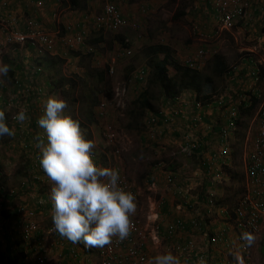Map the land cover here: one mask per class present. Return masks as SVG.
Instances as JSON below:
<instances>
[{"label":"crops","instance_id":"1","mask_svg":"<svg viewBox=\"0 0 264 264\" xmlns=\"http://www.w3.org/2000/svg\"><path fill=\"white\" fill-rule=\"evenodd\" d=\"M66 1L68 2L69 0ZM66 1L65 0H10V2L6 6L0 4V13L6 12L5 13L6 15L7 12H10V14L13 15V19L17 23L15 26L23 31L25 30L24 24L27 18L37 19L39 23L57 39L56 41L57 51L56 54L53 55V57L58 56V58L62 59V61L66 59L69 62L68 64L71 63L74 68V64L79 62L78 59H80V61L82 60L81 57L82 54L84 53V50L82 48H80L79 50H71L75 53L71 57H65V55L67 54L66 50L68 51L70 50L63 46V44L58 39V36H60L61 34L63 35L65 33H71L72 31H69L70 27H72L71 30H73L78 25L83 23L84 16L86 14L85 9L96 7L95 2L98 0H76V3L84 8L74 9V10L72 9L70 12L63 14V12L60 11V9L62 5L64 6L66 4ZM39 2H42V5H39ZM122 11L123 13L125 12L123 9ZM204 13L205 12H202V14ZM207 13H205V15ZM129 14H133V13L130 12ZM129 14H127V12L124 13L125 16ZM202 14L198 16L202 17ZM133 18L136 19L135 16H133L130 19ZM8 19L10 20V15ZM214 19L215 16L213 17V15L211 18L207 16L206 19V22H208V26H209L208 29L212 34L214 28L211 27V23H209V20L214 21ZM263 24H264V0H250V7L247 10L246 16L240 19L232 28L226 29L228 31H232L233 29H235L236 32L238 31L237 33H235V37L238 39V35H239V37L244 38V40L248 42V47L242 48V50L246 49V50H251L253 52L250 53L249 57H242L243 59L241 61V64L236 65L234 67L235 72L231 71V74L229 75L230 79L227 76H225L226 80L231 82L234 79H236L237 76L240 75V73L246 71L247 73L246 76L248 75V77L244 78L238 76L239 81H241V85H242L241 87H239L240 89L237 90L228 86L225 87L223 91L217 94L220 97L219 99L222 101L221 104L215 100L211 101L213 92L211 91L212 88H210L209 86L206 87L205 85L202 91L199 93L195 89H191V88L185 89L182 93H180L183 102L181 100L176 99V97L180 95L179 94L173 99H169V102L165 105V107L160 110V112H163L164 114L168 115L171 118L170 124L161 125V126L152 125L151 127L150 126L148 127L147 125V128H149L151 132L150 131L148 132L149 137L146 134L143 136L144 141H150L149 139H151V143H153L152 148L154 149H156L154 145L157 144L159 145L157 146V149H161L163 152L167 151V149L170 148L171 151L168 154H179L181 157L186 156V159L189 158L188 161L195 159L196 162H199L198 167L194 169L192 168L186 169L184 164L178 167L173 166V168L176 169V172H174V170H171L172 167L170 166V164L168 165L170 167H168L166 166L167 164L165 162L158 161L152 170V174L148 176L147 182L149 183L148 186H151L152 184L155 185V190H153L156 193L155 203L158 205V212L160 213L162 223L163 224L173 223L175 218H177L178 216H181V218L185 223L186 231L178 232V234H176L172 240L182 242L188 238H193L196 241V244L198 245V249L200 251L204 249V245L206 241L213 234L219 233V231L223 227V220L217 217V215H220L219 209L217 213L215 212L216 211L215 208H218V206L212 207L206 204V202H208L209 200L207 196L210 193L216 192L215 197L217 200L216 201L217 204H222V202H224L225 197L220 187L223 186V188H226L227 186L229 187L232 184L233 181L232 176H234L233 174L236 172L235 166H233L235 162L234 155H235V151L237 150L236 142L239 139L240 133H242L243 131L242 125L244 124L246 117L248 118L253 117L254 119V117L256 116L261 100L258 97V93L259 91H264V47L251 46L256 41V38L262 39V43L264 44V27L261 28ZM196 25L198 26V24ZM211 33L205 35H210ZM97 39L102 40L100 39V37ZM16 47L17 48L15 49L14 46L7 44V41L5 39V34L2 31L0 33V51L5 50L8 53V55H10V57L13 59V61H15V65L12 67L13 69L16 70L18 68L21 69L22 64H24L23 69L22 70L18 69L17 71L26 74L28 72L32 73L31 75L32 82L25 84L27 86H32V85L37 86L38 84L40 86L38 88L41 89L38 90L39 93L41 92L39 95H42L44 93L43 88H47L46 85L48 84L46 80L44 82L42 78L39 79V77L44 73L41 72L39 74L38 72H36V69H34L35 66L39 65V63L42 61L41 60L42 58L39 59L32 51L31 47L21 46V45ZM96 52H97L96 56L91 55L90 57L94 59L97 58V54H98L97 49ZM172 53L173 51L171 52V54ZM178 55L179 53L178 52L176 53L175 51V53L172 54V57H174L179 61ZM5 58H7V56H5ZM31 60L32 61L37 60L36 64L35 65L31 64L30 63ZM0 65H3L1 60H0ZM258 69H260L259 76L256 75ZM14 75H16V73ZM25 79L28 80L26 77ZM2 81H3V77L0 79V91L3 93L6 90H5V84H2ZM134 89H137V87H135ZM141 93L143 92H139L138 97L141 95ZM3 98H6V96L4 97L2 95L0 96V104ZM33 100L34 99H32L31 96H27L23 100L24 102L28 101L31 104V106L29 105V103L24 106L25 109H27V113L30 119L25 121L23 125H20L19 123H14L16 126V130H15L16 134L19 135L21 133V137L23 136L24 140L30 143V145H32V148L29 147L30 151L24 150L25 151L24 153L20 152L18 147L22 145L20 138H19L20 145L18 142H14L11 139V137H7V139L0 138V151L3 148L4 151H6V149H10L16 152L15 155H13L15 157H12L10 154V157L6 161L4 160L5 156L0 152V163H4V165L6 164L7 170L10 171L9 173L6 171V174L10 175L12 172L14 174L18 173L19 176H24L25 180H28L29 178L31 179L32 175H34L33 174L34 173L33 161L35 158L34 154L35 152H37V150H40L36 147L37 143L39 142L36 139V137L38 134L40 135V133H42L41 131H44L42 128L39 127V129L36 131L37 134L36 137L30 136L29 132L26 131V130L33 131V126L31 125L32 120L36 121L40 118V116L43 115L41 98L39 97V99L36 102H34V104L32 103ZM198 100L203 101L206 107L202 109L197 108L195 106V102ZM207 100H210L211 102ZM16 104L18 105V102ZM232 107H236L238 111V119L236 120V125L234 126L230 124V119H231L230 110ZM194 117H197V119ZM6 121L7 123H9V125L11 124L8 121V118L6 119ZM187 129H191L192 132H189L187 134L188 132ZM26 134L29 136L28 139ZM92 138L93 137H91V139ZM245 142H244V146H245ZM151 143L146 144L145 146L152 145ZM184 148L187 149L185 152L183 151ZM131 151H132V147L129 151H127V153H130ZM93 152L96 155L94 149ZM156 153H161V152H156ZM19 157H28L26 161L25 170L21 171V169H19L17 163V162L21 163ZM97 160H98V156L96 155V159H94V161L96 162ZM123 162L122 161L119 162L118 168H120L122 172L121 174L127 177L128 174L125 172L126 164L125 162L124 163ZM160 163L162 164V166L159 168L157 165ZM172 164L174 165L175 163L173 162ZM8 165H11V167L10 166L8 167ZM2 168H3V164H2ZM221 170H223L225 174L230 173L231 175L225 176V174H223V178L220 181H218L217 183L214 181L215 183H213L212 181L213 174ZM22 172L24 173L22 174ZM183 173H186V177L184 178H183L184 175ZM0 175H2L1 176L2 179L0 178L1 180L10 179V177L13 176L11 175L10 177H8L7 175H5L4 171L1 172ZM41 175L42 176H39V179L34 184V188H32L33 192L36 191V189H39L37 193L41 191V188H38L40 185L37 186L38 183L42 184L43 182V184L49 185L47 176H44L43 174ZM171 175L174 178V182L169 184L168 177ZM131 178L129 179L134 184H136L134 178L133 177ZM224 178L227 179L225 180ZM182 179L185 182L187 180H190L187 181V185H186L187 189L183 186H180L179 182ZM245 179H246V170L244 165L243 186L245 185ZM188 185L190 187H188ZM197 185H199V187H197ZM213 185L215 187H212ZM166 190L168 192H165ZM31 196L32 195L27 196V198L24 199L22 204L26 203L28 201L27 199ZM3 197L0 196V199H2L0 200L1 201L0 230H3V232L1 231L2 235L0 234V249L7 246L6 245L7 243L3 240H4V231L5 230L8 231L9 226H11V229L9 231L11 237L12 236L15 237L13 234H16L17 232L16 222L19 219V206L17 205L16 200L17 199L23 200V198H20L19 195L12 196V198L10 199L7 197L4 198ZM179 203H182L183 205L188 204L189 206L193 205L192 210H186L185 212L178 214L175 211V205ZM50 206L51 204L48 207H46V209L43 212L44 215H47L46 213L47 210L50 211V213H52ZM203 208H207L208 212H212L214 209L213 214L216 215V217L214 218L213 222H212L213 215H212V219L210 220H208L207 218L203 219L204 217ZM24 209H26V207H24ZM193 219H196L197 221L200 222L199 229H197L196 227L193 228L190 225V222ZM209 222L211 224H209ZM251 236H252V243L249 245V247L252 250V258L254 259V261L257 262V264H264L263 261L264 250L262 248L263 251L262 254L260 252H257V250H255L257 238L256 235L252 234ZM54 237L57 239V241L53 240L54 242H58L60 239L63 241L62 246L54 245L53 247V254L55 256H59V255L61 256V264H72V262L74 263L76 261V259H73L70 256L71 248L75 249L80 257L85 258L84 250L80 248L78 244H74L72 242H66L62 237L58 236L57 234L54 235ZM235 238H236V234L233 229L229 233L230 240L229 239L223 240L221 238L220 241L212 244L210 256L208 257L206 264H227V260H229L228 258L231 259L232 264H236L234 254L237 253L242 258L240 264H247L240 251V246L235 241ZM262 238L264 244V234H262ZM172 240H170V245L172 243ZM11 249L14 248L11 247ZM22 253L24 254L25 251L24 252L22 251ZM0 260H4V259L2 258ZM19 260H21V257ZM26 260L29 264L33 263L27 258ZM181 264H197V262L194 259H191L188 261H182Z\"/></svg>","mask_w":264,"mask_h":264},{"label":"rangeland","instance_id":"2","mask_svg":"<svg viewBox=\"0 0 264 264\" xmlns=\"http://www.w3.org/2000/svg\"><path fill=\"white\" fill-rule=\"evenodd\" d=\"M95 4L96 7L94 8H86L85 13L91 12L99 14L103 8V2L102 0H98L95 2ZM83 8L84 7L77 5L76 9ZM121 8L125 11L124 13H133L127 15V19L130 20V18H132L133 16L139 17L140 22L142 24V29L140 31H135L132 27H125L121 31L116 33L106 32L103 34L104 41L99 42L97 44L93 43V41L96 38H99L101 34L94 33L88 39V43L90 46H93L98 50V59H94L92 57L82 58L81 61L80 59H78L79 62L74 64V68L73 65L71 63L68 64L69 62L65 59L64 61L60 62L58 66L55 67V70H48L51 74L48 71L44 73V68L42 71L44 74L41 75L39 79L42 78L45 82V80L47 81L50 76L51 78H53L51 80L54 81L59 82L62 80L66 84H70V80H73L76 83L75 89L71 92L72 95H70L71 103L67 101V105L70 104V107L68 109V112L64 111V113L65 115H70L73 119L79 121L81 131L83 132L85 138L93 141L95 145L93 149L96 155L98 156V160L96 161V163L99 166L114 168L115 166H118L119 162H125V172L128 174L127 177L134 178L136 182L135 185L138 187V190L140 192L136 203L137 210L135 213L136 216H140L145 214L146 210L148 209L150 198H152L151 200H153V202H156V193L155 191L151 190L152 185L148 186L149 183L147 182V179L148 176L152 174V170L158 161L165 162L167 164L166 166L170 164V166L172 167L171 170H174V172H176V169H174L173 166L178 167L184 164L186 169H194L198 167L199 162H196L195 159L188 161L189 158L186 159V156L181 157L179 154H168L171 151L170 148H168L167 151L163 152L161 149H157V146H159L157 144L154 145L156 148L154 149L152 148L153 143H151V139H149L150 141L143 140V136L145 134L149 137L148 132L150 131V129L147 128V118L149 116L148 114L160 112V110L164 108L165 105L169 102V99L165 98L160 85L152 87L149 86L150 91L148 94H146V96L150 97V99L152 100V104L155 107V111L149 110L148 108H144L137 100L141 98L138 97L139 92L144 93L147 85L144 86L139 81H136L132 76L133 72L136 69L147 66L151 72L152 77L153 69L151 67V59L155 55L151 53V47L154 46L161 44L169 45L171 52L173 51V53H175L176 51V53H179V62L185 66H187L186 60L190 56H192L197 49L205 48L208 51V57L205 60V64L196 70L201 73L202 78H211L209 84H207L206 87L209 86L210 88H212L211 91L213 92V94H219L227 86L237 90L240 89L239 87H241L242 85L241 81H239L238 76L244 78L248 77V75L246 76V71H242L243 73H240V75L237 74V78L231 82L227 81L225 76L229 78L231 71L235 72L234 67L236 65L241 64V61L243 59L242 57H249L250 53L253 52L251 50L246 49L242 50V48L248 47V42H246L244 38L239 37V35L237 39L235 37V33H237L238 31L236 32L235 29H233L232 31L225 30L219 36L213 35L210 32L206 19L207 16L209 18H211L212 15L213 17L215 16L212 0H127L124 4H122ZM143 8L146 9L145 12L142 11ZM72 9V2L71 0H69L68 2L66 1V4L64 6L62 5L60 11H62L64 14L70 12ZM179 10H185L186 14L183 15L181 18L175 19V15ZM202 12H208L206 14L207 16L205 15V13L202 14ZM201 14L203 19L201 16H198ZM214 21L209 20V23H211V27L213 28H215L216 22ZM196 24H198V26ZM262 27H264V24L263 26H261V28ZM209 33L211 34L205 35ZM118 34H124V36L126 35L125 42L128 43L133 50L132 57L128 58L121 55V49L124 48V45H122L117 39L116 36ZM251 46L264 47V44L262 43V39L256 38V41ZM66 52L67 54L65 55V57H71L75 53L71 50H66ZM5 56H7L8 58H6L7 62L5 60ZM112 57H114L117 62V64L113 65V74L108 71L109 63L112 64ZM155 57L159 59L163 58V55H158V57ZM0 60L3 64L9 65L10 70H13L12 67L15 65V61H13V59L10 57V55H8L5 50L2 51ZM36 62L37 60H31L30 63L35 65ZM221 62L226 65V70L220 73L217 71V64ZM50 64L52 63H49V65ZM23 67L24 64H22L21 69H18L22 70ZM17 70H15L16 75L10 74L8 72L7 76H2V84H5L7 89H5L6 91H4L3 93L0 91V96H6V98H3L1 101L0 110L5 109L6 115L8 114L7 118H10L11 115L19 111L22 106V103H24L23 100L27 97V93L24 90L19 89L18 91H16V94L11 91L13 87L16 89V86L14 85L13 81H15L16 79H20L24 80L25 83H30V78H28L26 73H22L20 71L18 72ZM170 70L173 72V67H170ZM95 72L103 73V80H100V78L95 75ZM2 77L0 76V79ZM24 77H26L28 80H25ZM109 82L111 90H113L114 86H117V84H120L121 86L127 85V99L125 98V105H122L123 108L119 109L110 106L108 113L104 117L101 116L99 113V106L102 100L107 99L103 91L105 89V85H107ZM54 84L56 85L55 82ZM46 87L47 88H43L45 94L43 93L42 95H33V92L30 93L31 98L34 99L32 101L33 104L39 99V97L41 98L42 102L49 95H55L59 97L58 95L60 93L56 92L53 87L51 88L47 85ZM135 87H137V89H134ZM25 88H28V86H26ZM15 96L19 97L20 106H18L17 104H4V100L9 101L12 97ZM207 101L211 102L212 99L211 101ZM29 105L31 106L30 103ZM252 122L253 117L245 118V122L242 125L243 131L242 133H240L239 139L236 142L237 150L235 151V162L233 165L235 166L236 172L233 174L234 176H232V184L231 186H227L226 188H223V186L220 187L225 197L224 202H227L231 205H233L237 201L244 187V142L248 131L251 129ZM107 123H110L113 128L119 131L121 134L130 137L132 141V151L130 153L123 152L119 158H115L113 156L112 149L108 145V142L104 136V125ZM9 126L16 130L14 122H11ZM31 136L36 137V134L31 133ZM43 136L44 141L47 142L46 133H44ZM91 137H93L94 139H91ZM19 138L22 143L21 146H18L20 152L24 153L25 151H30L29 147L32 148V145H27V142L24 140V137H21V133L19 135L15 134L14 137H11L14 142H18L20 145ZM3 139H7V136L3 137ZM150 143L152 145L145 146L146 144ZM0 152L5 156V161L10 157V154L12 157H15L13 155H15L16 153L15 151L10 149H6V151H4L3 148ZM40 155V150H37V152H35L34 154L35 158L39 157ZM19 159L21 162H17L19 169H21V171L25 170L26 161L28 157H19ZM173 162L175 163L174 165L172 164ZM9 166L11 167V165H8V167ZM0 168L1 172L4 171L5 175H7L6 171L8 173L10 172L9 170H7V166L6 164L4 165V163H0ZM23 173L24 172H22V174ZM183 174V178L186 177V173ZM7 176H11L10 179H0V187L2 185L4 191H6L7 193L16 194L17 191L21 188L22 181H25L24 176H19L18 173L14 174L13 172ZM33 177L34 175H32L31 179H28V182H30L29 186L31 188H34V184L36 183V180ZM187 181L185 182L183 179L180 180V186H183L187 189ZM37 186H39L38 188H41V191L37 193L39 189H36V191L34 192L33 189H31L30 192L32 196L27 199L28 201L26 203L22 204L25 199V197L23 196V200H16L17 205L19 207H32V205L36 203V200L40 199L41 195H44V197H46L49 194V190L51 189L50 183L48 185L43 184L42 182V184L40 183ZM188 187L190 186L188 185ZM197 187H199V185H197ZM165 192L168 191L166 190ZM203 209V219L207 218L208 220H210L212 219L213 215V222L214 218L216 217V215L213 214L214 209L212 212H208L207 208ZM46 213L47 215H44L41 214L39 211L36 216V219L40 224H42V226H47L49 220L51 219L48 210L46 211ZM210 222L209 224H211ZM9 227L11 229V226ZM1 231L3 232V230H0V232ZM2 232L0 233L1 235ZM256 238L257 243L255 250L262 254V248L264 250L262 233L256 235ZM53 240L57 239L54 236L48 237V245L49 243L53 242ZM78 246L84 250V257L88 261H90L89 264H96V254L94 252V249L87 248L81 244H78ZM147 246L148 248L146 252L150 259L157 254L171 251L170 240L167 238L159 242L158 245H153L150 242ZM4 262V260H0V264H6V262Z\"/></svg>","mask_w":264,"mask_h":264},{"label":"built area","instance_id":"3","mask_svg":"<svg viewBox=\"0 0 264 264\" xmlns=\"http://www.w3.org/2000/svg\"><path fill=\"white\" fill-rule=\"evenodd\" d=\"M126 1L127 0H102L103 8L99 14H88L84 18L83 23L78 25L75 29L71 30L72 27L69 28V31L74 32L61 34L58 36V39L63 46L69 50H79L82 48L87 53L94 54L96 51L95 48L87 45V39L92 31L116 33L125 27H132L135 31H140L142 29V24L139 18L136 17V19L133 18L129 20L122 11L121 6ZM9 2L10 0H0V4L3 6H6ZM39 5H42V2H39ZM212 5L216 21L213 34L219 36L224 30L232 28L240 19L246 16L247 10L250 7V0H212ZM142 11L145 12L146 9L143 8ZM5 13H0V33L3 31L8 45L14 46L15 49L17 48L16 46L20 45L31 47L35 55L39 59L42 58L41 60L47 56L56 54V37L47 31L37 19L27 18L24 24L25 30L23 31L15 26L17 23L13 19V15L10 14V12H7L6 15ZM9 15L10 20L8 19ZM1 53L2 51H0V55ZM121 54L124 57L130 58L133 56V50L132 48H126ZM207 57L208 51L205 48H199L186 60V64L192 69H198L205 64ZM111 62L112 64L109 66V72L113 74V65L117 64V62L114 57ZM34 69H36V72L40 73L43 71L40 65L35 66ZM26 75L31 79L30 82H32V73L28 72ZM256 75H260V69H258ZM132 76L136 81L146 86L150 80V70L147 66H144L136 69ZM15 82L19 85L20 79H16ZM32 86H34L35 90H32L31 86L20 90H24L27 96H30L31 92H33V95L41 93L38 91L40 89L38 88L40 87L38 84L37 86ZM113 92L114 96L112 99H104L101 101L99 106V113L101 116H106L110 106L120 109L123 108L122 105H125L126 86L117 84V86H114ZM15 97H12L7 105H16L19 101V97L17 101H15ZM258 97L261 99L259 109L253 119L251 129L248 131L245 142V185L241 195L233 205L224 202H222V204H217L215 197L216 192L213 191L214 193L208 194L207 197L209 200L206 204L212 207L218 206V208H215V212L217 213L219 209L220 215H217V217L223 220V227L219 233L213 234L206 241L204 249L200 251L193 238H188L182 242L172 240L178 232L186 231L183 219L181 216H178L173 223L163 224L160 213L158 212V205L150 198L149 206L145 214L140 216L133 215L131 217L133 228L127 239L119 241L114 238L113 242L108 246L93 248L96 254V264H149L150 258L146 252L148 243L151 242L153 245H158L159 242L166 238L172 240L170 250L173 254L179 256L181 262L191 259L198 262L203 258L206 264L210 256L212 244L220 241L221 238L223 240L229 239V233L233 229L236 234L235 241L240 246V251L246 263L257 264L252 258V250L249 244L241 239V235L242 233L259 235L264 232V91H259ZM219 98L217 94L212 95V100L221 104L222 101ZM176 99L183 102L181 95L177 96ZM195 106L199 109L206 107L205 103L201 100L196 101ZM194 118L197 119V117ZM230 118V124L233 126L236 125V120L238 119L236 107L231 108ZM8 121L10 123H17L12 120V115L8 118ZM170 122L171 118L163 112H160L158 115L149 114L147 118L148 127L152 125H169ZM33 130L36 129L33 127ZM187 130V134L192 132L191 129ZM104 136L115 158H119L123 152L129 151L132 147L130 137L121 134L114 129L110 123L104 125ZM41 138L43 139L44 136H41ZM186 150V148L183 149L184 152ZM92 156L93 159H96L93 150ZM33 164V174L36 181L39 179V176H42L41 174L47 176L39 164V157L34 159ZM157 166L160 168L162 164L160 163ZM113 169L119 173V186L125 191L132 192L136 197L137 203L140 195L138 187L129 178L121 174L122 172L118 166H115ZM223 174H225L223 170L215 172L212 179L213 183L220 181L223 178ZM230 175V173L225 174V176ZM224 179L226 180L227 178ZM173 182L174 178L171 175L168 177V183L171 184ZM29 183L28 181L22 182L21 188L17 193L23 197L29 196L31 194ZM212 187L215 186L213 185ZM151 190H155L154 184H152ZM46 205L47 201L40 198L36 200V203H34L32 207L26 208L25 210L22 206L19 208L20 217L16 222L17 232L13 235L18 237L19 241L25 246L24 258L21 264H29L26 258L32 261V264H61V256H55L53 254V247L54 245L62 246L63 241L60 239L58 242L53 241L49 243V245L47 243L48 237H53L56 234L58 236L60 235L53 230L52 222L47 226H42L36 219L41 208ZM192 207L193 205L189 206L188 204L183 205L179 203L175 205V211L181 214L186 210H192ZM40 213L43 214V211H40ZM190 225L193 228L196 227L199 229L200 222L193 219ZM63 239L66 242H70L65 238ZM80 244L83 245V243ZM70 256L76 259L72 264H89L90 262L86 258L80 257L78 252L73 248L70 249ZM228 259L227 264H232L231 259Z\"/></svg>","mask_w":264,"mask_h":264},{"label":"clouds","instance_id":"4","mask_svg":"<svg viewBox=\"0 0 264 264\" xmlns=\"http://www.w3.org/2000/svg\"><path fill=\"white\" fill-rule=\"evenodd\" d=\"M88 39L87 45L90 46ZM84 53L87 52L84 50ZM9 70V65H0V76H7ZM58 96L49 95L42 102L43 115L37 120L47 139L45 143L44 139L38 138L39 164L51 185L50 193L40 197L47 201L40 211L44 212L51 204L48 224L52 222L53 230L74 244L103 248L114 238L123 241L133 228L131 217L137 210L136 197L119 186L118 171L97 165L92 156L93 141L85 138L79 121L63 114L67 102ZM28 103H22L19 111L12 115L13 121L23 125L30 119L24 107ZM15 134V129L6 121L5 111L0 110V138L14 137ZM241 239L249 245L252 243L250 233H242ZM234 256L236 264H240L242 258L238 253ZM149 264H181V259L168 251L152 257ZM197 264H205V261L201 258Z\"/></svg>","mask_w":264,"mask_h":264},{"label":"trees","instance_id":"5","mask_svg":"<svg viewBox=\"0 0 264 264\" xmlns=\"http://www.w3.org/2000/svg\"><path fill=\"white\" fill-rule=\"evenodd\" d=\"M72 2V7L73 9L77 8V3L76 0H71ZM91 12H88L85 14L84 18L90 14ZM186 12L185 10H179L177 12V14L175 15V19L176 18H181L183 15H185ZM74 32V31H72ZM94 33H99L101 34L100 39L102 40H98L97 38L93 41V43H99V42H103L104 41V36L103 34L106 32H97V31H92V34ZM117 39L120 41V43L122 45H124V48L121 49V51H123L124 49H126L125 47H128V43L125 42L126 39V35H117L116 36ZM93 47V46H91ZM151 53L155 56L158 57V55H163V58H156L155 56L152 57L151 59V67L153 69L152 72V77L149 80V84L148 87L145 89L144 93H142L139 97L137 101H139V103L144 107V108H148L149 110L155 111V107L152 104V100L150 99V97L146 96V94L149 93V86H161L162 91L164 93L165 98L168 99H173L174 97H176L177 95H179L180 93H182L185 89H195L198 93L202 91L203 87L207 84H209L211 78L210 77H204L202 78L201 73L199 71H197L196 69H192L188 66L182 65L177 59H175L174 57H172L171 54V50H170V46L167 44H161V45H157L154 47H151ZM91 55H93V53H83L81 58H87L90 57ZM8 59V58H7ZM7 59L5 58L6 62ZM62 62V59L58 58V56L55 57H51V56H47L46 58H44V60H42L39 65L43 67L44 69V73H46V71H48L49 69L55 70V67L59 65V63ZM49 63H52L49 65ZM170 67H173V72L170 70ZM15 70H10L9 73L10 74H15ZM217 70L218 72H223L226 70V65H224V63H219L217 64ZM49 72V71H48ZM40 74V72H38ZM50 73V72H49ZM51 74V73H50ZM103 73H97L95 72V75L100 78V80H103ZM25 79V77H24ZM53 78H51L49 76V78L47 79V86L49 87H53L54 90L56 92H59L60 94V99L65 100L66 102L69 101V103H71L70 101V95H72V91L75 89V82L73 80H70V84H66L64 81H54L51 80ZM26 80V79H25ZM14 85L16 86V89L13 87L12 88V92L15 94L16 91H18L19 89H23L25 88L27 85L25 84L24 80H20L19 85L16 84L15 81ZM54 82L56 83V85L54 84ZM68 85V86H67ZM5 89H7V87L5 86ZM31 89H34V86H31ZM35 90V89H34ZM104 94L106 96L107 99H112L114 96V92L113 90H111L110 87V82L105 85V89H104ZM4 97V96H3ZM15 101L18 100V97H15ZM9 103L8 100L4 101V104ZM70 107V104L67 105V108L64 111L68 112V109ZM2 111H5V109H2ZM155 114H159L160 112H154ZM6 115V112H5ZM65 115V113H64ZM8 115H6V119H7ZM34 129L36 130H26L29 132L30 136L31 133H35L36 131L39 129V126L37 124V120H32V124H31ZM42 133H40V135H37V140L38 138H41V136H43V134L45 133V131H41ZM27 139L29 138V136L26 134ZM44 139V138H43ZM27 145L30 146V143L27 142ZM0 173H1V168H0ZM2 175H0L1 178ZM0 196L1 197H7V198H12L13 195H11L10 193H7L6 191H4L3 186L1 185L0 187ZM6 202V201H4ZM10 227L8 228V231L5 230L4 231V241L7 243L5 247L0 249V259H4L6 261V264H17L22 262V259L24 258V254L22 253V251H25V246L24 244L19 241L18 237H11L10 233ZM11 247H13L14 249H11ZM21 257V260H19Z\"/></svg>","mask_w":264,"mask_h":264}]
</instances>
